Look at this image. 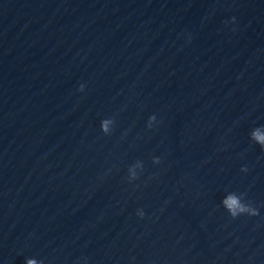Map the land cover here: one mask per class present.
Wrapping results in <instances>:
<instances>
[{
  "label": "clouds",
  "instance_id": "clouds-1",
  "mask_svg": "<svg viewBox=\"0 0 264 264\" xmlns=\"http://www.w3.org/2000/svg\"><path fill=\"white\" fill-rule=\"evenodd\" d=\"M234 19V18H233ZM85 88L84 84H81L79 86V91L83 92ZM156 120V116L152 115L148 119V127L151 128L153 122ZM114 123L113 119H104L101 121V130L103 133L109 132V125ZM251 139L254 140L257 144L261 146L262 149H264V131H262L261 127H256L251 132ZM154 163H159V158L154 157L153 158ZM242 171H247V168H242ZM131 172V176L133 179H136V173L129 170ZM246 196L245 193H235L230 192L222 201L224 207L228 210L231 217L236 218L238 215L243 213H249L251 216L258 215V210L256 208L251 207V203H245L242 198ZM144 213H141V217H143ZM26 264H37V261L35 259H27ZM43 264V262H41Z\"/></svg>",
  "mask_w": 264,
  "mask_h": 264
}]
</instances>
